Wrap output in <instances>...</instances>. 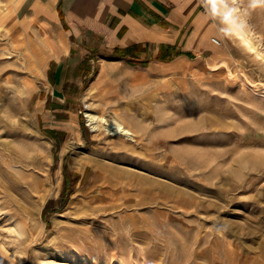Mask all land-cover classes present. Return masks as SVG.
<instances>
[{"label":"rangeland","instance_id":"1","mask_svg":"<svg viewBox=\"0 0 264 264\" xmlns=\"http://www.w3.org/2000/svg\"><path fill=\"white\" fill-rule=\"evenodd\" d=\"M225 4L214 56L111 63L89 96L91 76L51 94L54 14L0 31V264H264V0ZM87 103L133 137L93 131Z\"/></svg>","mask_w":264,"mask_h":264},{"label":"crops","instance_id":"2","mask_svg":"<svg viewBox=\"0 0 264 264\" xmlns=\"http://www.w3.org/2000/svg\"><path fill=\"white\" fill-rule=\"evenodd\" d=\"M14 5L8 7L7 20L15 14L32 17L38 6L44 10L38 18H48L46 12L54 14L55 27L66 35L45 71L51 78V94L57 98L76 88L72 81L79 83L91 76L92 83L95 76H106L111 63L133 67L138 57L160 54L168 58L175 51L178 56L162 63L188 60L200 53L214 56L210 37L216 44L213 36L229 31L212 0H22L19 8ZM126 75L134 82L148 77L140 70ZM96 83L99 77L86 96Z\"/></svg>","mask_w":264,"mask_h":264},{"label":"bare ground","instance_id":"3","mask_svg":"<svg viewBox=\"0 0 264 264\" xmlns=\"http://www.w3.org/2000/svg\"><path fill=\"white\" fill-rule=\"evenodd\" d=\"M212 1L215 4L217 10H218L219 6H221V5L225 6L226 5L225 0H212ZM234 1L238 2V0H234ZM11 3L16 4L17 8H19L20 4L22 3V0H0V10L7 8ZM233 8H234L235 12L238 13L237 12L238 10H236V9L239 8V6L237 7V5H236V7H233ZM227 10L229 13H231L230 9H227ZM40 13H43V10L39 9L38 6L34 7V15L32 16L33 20H34V18L38 19ZM220 15H221L223 24L226 26V28L233 35H235L234 28H231L229 26V23L226 22L225 16L223 14L220 13ZM242 16H244V14H242ZM16 18H17V14L13 15V17H11L9 20L0 23V31L11 32L12 30H14ZM25 22L28 24L27 33L29 34V41H30V39H32L34 37L36 40L35 43L33 44L34 52L39 53L45 47H54L56 41H55L54 37L52 36V32H51L52 28L46 19L39 21V23L41 25V35L40 36H37V34H35V32L30 27L31 25L29 24L30 22L28 20L24 19L23 23H25ZM213 40L216 43L220 42L217 38H214ZM216 50L218 52L217 48H216ZM180 66L185 71L192 70L187 65H180ZM184 84L186 85V83H184ZM172 89H173V85H172V82L170 81V79H168L166 76H163L161 82H159L158 85L155 86V88L152 90L151 94H152L153 98H156V97H158L159 94H161V92L166 90V93H167L168 91H171ZM87 107H88L87 110L89 111L86 114L88 117V124L90 125V127L92 128L93 131H98L102 126L101 121L103 119H105L104 121L107 123V129L110 133H112V134H118L119 133V134H122V135H125L128 137H133V131H131L129 127L125 126L123 124V122H120L118 120H112V119L110 120V119H107L105 117H102L100 119L99 116H97L96 114L91 112L90 105L88 103H87Z\"/></svg>","mask_w":264,"mask_h":264},{"label":"trees","instance_id":"4","mask_svg":"<svg viewBox=\"0 0 264 264\" xmlns=\"http://www.w3.org/2000/svg\"><path fill=\"white\" fill-rule=\"evenodd\" d=\"M68 179H69L68 178V173H67V170H65V189L68 187V184H69ZM47 206H48V203H47V205L45 207V210H46Z\"/></svg>","mask_w":264,"mask_h":264},{"label":"built area","instance_id":"5","mask_svg":"<svg viewBox=\"0 0 264 264\" xmlns=\"http://www.w3.org/2000/svg\"><path fill=\"white\" fill-rule=\"evenodd\" d=\"M5 264H8V263H5Z\"/></svg>","mask_w":264,"mask_h":264}]
</instances>
